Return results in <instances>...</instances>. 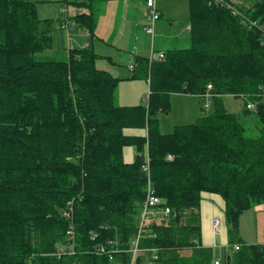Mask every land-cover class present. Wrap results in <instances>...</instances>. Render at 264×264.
<instances>
[{"label": "trees", "instance_id": "16d2710c", "mask_svg": "<svg viewBox=\"0 0 264 264\" xmlns=\"http://www.w3.org/2000/svg\"><path fill=\"white\" fill-rule=\"evenodd\" d=\"M35 4L0 0V264H130L148 157L154 189L173 213L142 240V249H157V260L142 253L137 264H264V244L240 237L242 215L264 206V36L245 22L264 28V0L247 9L188 0L189 46L162 52L163 61H136L130 80L149 82L150 94L135 106L117 104L122 79L98 69L92 46L62 61L38 59L52 48L56 25L39 19ZM71 19L93 40V14ZM209 85L211 111L163 133L160 117L172 96L202 99ZM227 96L243 102L242 114L227 110ZM252 114L255 137L241 117ZM125 147L135 148L132 164ZM204 193L222 197L230 246L242 245L224 260L202 243ZM72 225L75 252L59 257Z\"/></svg>", "mask_w": 264, "mask_h": 264}, {"label": "crops", "instance_id": "0c3cea01", "mask_svg": "<svg viewBox=\"0 0 264 264\" xmlns=\"http://www.w3.org/2000/svg\"><path fill=\"white\" fill-rule=\"evenodd\" d=\"M175 0H156V6L161 14L160 21L156 26L157 32L162 34L165 32L166 25L164 23L163 16L167 17V21L171 22L170 27L175 26L174 13L171 12V7L174 5ZM188 1V0H186ZM147 0H63L60 7H56V10H63L64 5L71 8V10H77L72 17L78 14H90L96 17V27L94 31L93 40L87 29L79 27V30H84L83 33H78L77 38H82L83 41L77 42L75 49H84L92 46L99 58H97L98 69L108 71L116 78L122 79L119 86H126L128 93L123 103L120 106H135L140 104H146L148 102L150 94V85L146 80H130L132 76L131 67H134L139 59H148L151 57L152 49L157 53L165 52V49H158L156 47V36L153 39L151 35L146 32L147 28V16L149 10L146 6ZM182 3V2H181ZM188 4V3H187ZM69 5V6H68ZM189 11V8H188ZM190 16V14H189ZM55 21V31L53 32V40L58 37L64 38L61 14ZM73 24L76 23L73 20ZM190 24L187 26L190 39ZM78 41V40H77ZM73 48L69 49V52ZM69 58V54L68 57ZM64 58V60H66ZM62 61V60H60ZM118 86V88H119ZM118 91V90H117ZM119 94V93H118ZM183 100H180L182 99ZM235 97L227 96L225 98V105L227 110L232 113L242 114L241 107L239 106ZM178 99L184 109L185 104L187 109L183 112V120H186L185 114L193 116L196 110L195 98L188 95H173L171 100ZM194 99V100H193ZM119 100L121 98L119 95ZM203 102V110L205 101ZM206 109V108H205ZM253 111V110H252ZM242 117V122L247 126L251 123H256L250 117ZM255 118V116H254ZM162 125V121L160 119ZM192 124V123H191ZM175 126L178 125H174ZM124 134L129 137H145L147 131L145 129H125ZM136 151L134 147L124 148V160L127 164H132L135 161ZM225 202L221 196L215 194L204 193L202 195L201 203V225H202V243L204 247L211 248L215 252L220 251L230 245L228 237V224L225 215ZM261 209L262 211L256 210ZM259 211L264 214L263 208H253L247 212ZM246 213V212H245ZM261 215V214H260ZM220 219L222 222V229L219 235H215L212 228V222L214 219ZM262 224L264 227V217L262 218ZM258 222V221H257ZM260 223V222H259ZM241 224V220H240ZM260 241H253L248 239L244 241L247 244H264V232L261 233ZM231 247V246H230ZM225 250V249H224ZM219 256V255H218Z\"/></svg>", "mask_w": 264, "mask_h": 264}, {"label": "rangeland", "instance_id": "374dc122", "mask_svg": "<svg viewBox=\"0 0 264 264\" xmlns=\"http://www.w3.org/2000/svg\"><path fill=\"white\" fill-rule=\"evenodd\" d=\"M31 2L36 3L37 11L39 19H52L55 20L59 17L62 10H56V7H60L63 0H30ZM232 2L236 7L238 8H250L252 7L257 0H227ZM174 5L171 7V12L174 13L175 17H177L175 21V26L170 27L171 25L170 21H167V17L164 15L163 21L164 23H169V25H166L165 32H162V34H159L157 32L156 36V47L158 49H174V48H186L189 46V32L187 31V26L189 24V4L186 0H175L173 1ZM182 2V3H181ZM65 6V5H64ZM69 6V5H68ZM77 10H71L69 6V18H70V27L69 31L66 32L63 30L64 38H60L58 33V37L54 38L53 40V46L51 49L45 51L44 53H40L37 55L38 59L40 60H64L65 57H68L69 49L73 48L75 49L77 42L83 41L82 38H77L78 33H83L84 30H79V27L75 26L73 24L72 15ZM78 40V41H77ZM158 55V52L156 53ZM67 59V58H65ZM118 91L115 94V99L117 101V104H122L123 100L126 98V95L128 93V89L126 86H119L117 89ZM119 93V94H118ZM119 95L121 98V102L119 100ZM203 99V98H202ZM237 100L239 106L241 107V110L244 109V104L242 101ZM180 100H183L180 99ZM194 100V99H193ZM204 100V99H203ZM179 100H173L171 105L170 112H166L165 114H162L160 119L162 121L161 130L163 133L168 134L171 133L174 130V125H187L191 123H195L198 118H200L204 112L203 110V102L199 98H195L196 101V110L193 116H190L189 114H185L186 120L184 119V116H182L183 112L187 109V105L185 104L184 109L181 105ZM120 104V105H121ZM205 110V108H204ZM206 113L211 110L206 109ZM253 117H251L249 120L255 121L254 114H252ZM251 116V115H250ZM248 116V117H250ZM256 122H258L256 120ZM247 124V132L246 135L249 137H255L258 136L257 131V123H251L250 126ZM259 208H263L264 206H258ZM257 207V208H258ZM259 211H262L261 209H256ZM259 211H252V212H246L241 217V224H240V237L243 241H248V239H251L255 242L260 241L261 239V233L264 232V227L262 224V218L264 217L263 213H260ZM261 214V215H260ZM258 221V222H257ZM260 222V223H259ZM222 233V232H221ZM216 235V234H215ZM225 249V250H224ZM221 249L220 251H217V255L224 260L226 255H230L234 252L233 247H228ZM149 263L146 261L145 264Z\"/></svg>", "mask_w": 264, "mask_h": 264}, {"label": "built area", "instance_id": "2783aa9c", "mask_svg": "<svg viewBox=\"0 0 264 264\" xmlns=\"http://www.w3.org/2000/svg\"><path fill=\"white\" fill-rule=\"evenodd\" d=\"M65 2H66V0H65ZM146 6L149 10V13L147 16L146 32L149 35H151L152 38L154 39L156 36V26H157V23L160 21L161 14L157 9L156 0H147ZM228 8L231 9L230 6ZM232 12H233L234 16L244 18V15L240 11L233 9ZM61 19H62V28L66 32H68L70 30L69 29L70 18H69V8L67 7L66 4L63 7V10L61 11ZM245 22H247L250 25V27L262 29L263 36H264V28L262 27V25L258 24V22L253 21V20H246V19H245ZM189 29H190V27H189ZM154 58H157V59H160L161 61H163L165 59V56L162 52L158 53V55H156V52L152 49L150 59L154 60ZM212 91H213V87H212V85H209L208 86V93H206L204 96H202L204 101H205L204 107L206 109H209L211 107L212 99L215 97V94ZM254 108H255V106L253 104L248 106L249 110H254ZM169 159L172 160L173 157L169 156ZM143 170L148 176L146 197H145L146 199L142 205V212L140 215V220H139L136 236L130 242L129 250H127V252L131 255L130 264H137V259H138L139 255L142 253L143 254L144 253L153 254V260H157V254H158L157 249H142L141 248L142 240L147 238V235H146L147 231L151 227L153 222L158 221L164 217L171 216V214L173 213V211H171L172 210L171 207H169L167 205V203L162 198L158 197V195L154 189L153 183L151 181V170H150V159H149V157L147 158V162L144 165ZM67 216L71 217L69 213L67 214ZM212 228H213L214 234L219 235L221 233V229H222L221 220L217 219V218L214 219L212 222ZM67 236H68L69 244L67 246H64L61 249H59V251L57 252V255L59 257H62V255H65L66 252H68V251L70 254L75 252L74 246L76 245V243H75L76 242V236H75V229H74L73 225L68 230ZM155 237H156V235H152V236H149L148 238H155ZM107 243L111 246L114 244L113 241H109ZM241 247H242V245L238 244V245H235L233 247V249H234V251H239L241 249ZM101 253H105V248L101 249ZM145 263H146V261H145ZM147 264H153V263H151V261H150ZM215 264H221L220 260H216Z\"/></svg>", "mask_w": 264, "mask_h": 264}]
</instances>
